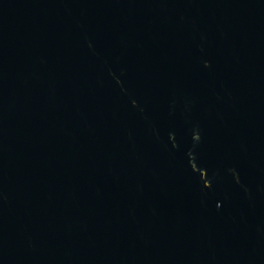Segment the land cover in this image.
I'll return each instance as SVG.
<instances>
[{
    "label": "water",
    "instance_id": "1",
    "mask_svg": "<svg viewBox=\"0 0 264 264\" xmlns=\"http://www.w3.org/2000/svg\"><path fill=\"white\" fill-rule=\"evenodd\" d=\"M0 264H264V0H0Z\"/></svg>",
    "mask_w": 264,
    "mask_h": 264
}]
</instances>
